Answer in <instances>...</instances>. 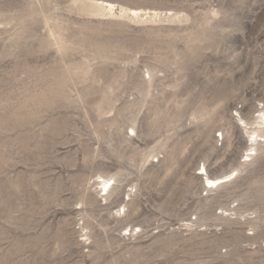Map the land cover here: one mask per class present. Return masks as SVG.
<instances>
[{
    "label": "rangeland",
    "instance_id": "374dc122",
    "mask_svg": "<svg viewBox=\"0 0 264 264\" xmlns=\"http://www.w3.org/2000/svg\"><path fill=\"white\" fill-rule=\"evenodd\" d=\"M262 111L264 0H0V264H264Z\"/></svg>",
    "mask_w": 264,
    "mask_h": 264
},
{
    "label": "bare ground",
    "instance_id": "6f19581e",
    "mask_svg": "<svg viewBox=\"0 0 264 264\" xmlns=\"http://www.w3.org/2000/svg\"><path fill=\"white\" fill-rule=\"evenodd\" d=\"M100 3L103 4V6L109 12L113 11V9L115 7V5L113 3H110L108 1H101ZM101 4H100V6H101ZM105 8H104V10H105ZM119 13L120 12H118V15H119ZM123 14H126L128 16H132V17H136V18H143L144 15H146V16L147 15H155V16L158 17V16H162L161 14H164V15H167L168 14L170 16V18H173V19L178 18L179 17L178 15H180V14L177 15V14L171 12V11H167V12L162 13V12L151 11V10H146V9H137V8H129V9H126V10L123 11ZM169 16H167V17H169ZM132 17H131V19H132ZM136 18H134V19H136ZM158 20H159V18H158ZM159 21H161V18H160ZM254 119H255L254 120V123L256 124L257 127H259L261 129L260 130L261 132L260 131H257V130H251V131L246 130V133L248 134V138H249V140L251 142V145H253V147L251 146L252 148H250V150H252V151L255 149L254 146H262L264 144V112L262 111L261 114L259 113L258 116L255 117ZM239 120L247 128V126H248L249 123L247 121H245L244 119H242V118H240ZM252 125H254V124H252ZM250 129H252V128H250ZM253 138H255V139H253ZM250 155H251V152H249L247 154V157L250 158L249 157ZM203 170L205 172L204 173L205 176H204V178L202 176V179L205 180L209 184L210 188H219L223 184L232 181L236 177V175H237V174H235V175L232 174L234 172V171H232V172H229L228 174H224V175L219 176V177L209 178L205 167H203ZM234 173H236V172H234ZM201 175H203V174L201 173ZM97 176H98V179L96 180L97 181L96 183L98 185H100V189H99L98 193H100V191L103 192L100 195H102L104 197V199L106 200L111 195V193H112V191L114 189V185L116 184V182L113 181L114 176L113 175H110L108 177V175L107 176H104L102 174H99ZM110 180H112L113 182H110ZM209 186L207 185V187H209ZM205 190L209 191V189H205ZM130 230L132 231L133 228L132 229L130 228Z\"/></svg>",
    "mask_w": 264,
    "mask_h": 264
},
{
    "label": "snow or ice",
    "instance_id": "6c2138e0",
    "mask_svg": "<svg viewBox=\"0 0 264 264\" xmlns=\"http://www.w3.org/2000/svg\"><path fill=\"white\" fill-rule=\"evenodd\" d=\"M253 139H255V138H253Z\"/></svg>",
    "mask_w": 264,
    "mask_h": 264
}]
</instances>
